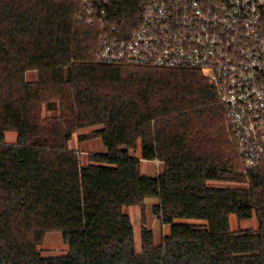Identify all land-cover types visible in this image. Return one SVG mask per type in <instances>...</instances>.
<instances>
[{"label":"trees","instance_id":"obj_1","mask_svg":"<svg viewBox=\"0 0 264 264\" xmlns=\"http://www.w3.org/2000/svg\"><path fill=\"white\" fill-rule=\"evenodd\" d=\"M79 14L75 0H0V264H264V163L244 171L209 80L97 62L98 28ZM93 126L80 140L106 151L84 164L69 142ZM142 160L162 170L146 175ZM147 198L170 231L155 243L143 225L137 251L126 209ZM231 215L259 226L233 231ZM49 232L66 254L42 255Z\"/></svg>","mask_w":264,"mask_h":264},{"label":"built area","instance_id":"obj_2","mask_svg":"<svg viewBox=\"0 0 264 264\" xmlns=\"http://www.w3.org/2000/svg\"><path fill=\"white\" fill-rule=\"evenodd\" d=\"M75 1L78 20L98 28L97 62L202 72L244 171L264 163V0Z\"/></svg>","mask_w":264,"mask_h":264},{"label":"rangeland","instance_id":"obj_3","mask_svg":"<svg viewBox=\"0 0 264 264\" xmlns=\"http://www.w3.org/2000/svg\"><path fill=\"white\" fill-rule=\"evenodd\" d=\"M37 75L36 71L29 72L26 77L30 81L34 79ZM50 112L48 113V115ZM55 114V113H52ZM100 126L86 127L79 129L74 133L71 141L69 142V147L77 151L80 155L81 162L86 164L89 162V156L93 153H101L106 151V147L100 138H88L80 140V135H89ZM227 128L228 124H227ZM229 130V138L232 141L231 132ZM7 142H15L17 140V134L15 132L6 133ZM234 144V143H233ZM135 155H140V150L132 152ZM158 162V161H157ZM145 163L143 165V172L148 175H157L161 170L162 166L159 163ZM242 169V168H241ZM212 185L215 186H245L244 181H214ZM157 202L155 198H147L145 203V210L142 211L140 206H130L126 209L127 213L130 215L133 228H134V239L135 247L137 251H141V228L146 225L152 228L155 237V243H159L163 235H166L170 231L168 225L164 226L161 224L160 219L153 213L152 206ZM190 223L202 224L203 221L196 220H185ZM230 226L233 231L238 230H255L258 228L259 223L257 218L254 216L251 219L239 220L235 215L230 216ZM67 245L63 241V236L61 232H49L46 234L45 239L41 245V252L43 256H58L64 255L67 252Z\"/></svg>","mask_w":264,"mask_h":264},{"label":"crops","instance_id":"obj_4","mask_svg":"<svg viewBox=\"0 0 264 264\" xmlns=\"http://www.w3.org/2000/svg\"><path fill=\"white\" fill-rule=\"evenodd\" d=\"M30 72H32V71H30ZM29 73V72H28ZM27 73V74H28ZM37 77H35L34 79H31L30 81H36L37 80V78H38V75H36ZM16 142V141H15ZM15 142H9V143H15ZM157 161L156 160H154V161H147V160H142V170H143V165L145 164V163H156ZM158 163V162H157ZM143 172V171H142ZM144 173V172H143ZM145 174V173H144ZM146 175H148V174H146ZM149 176H154V175H149Z\"/></svg>","mask_w":264,"mask_h":264}]
</instances>
